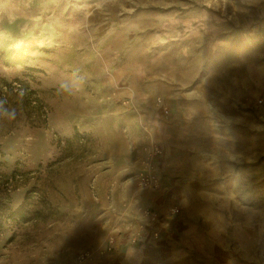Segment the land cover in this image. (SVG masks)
Returning a JSON list of instances; mask_svg holds the SVG:
<instances>
[{
  "label": "rangeland",
  "instance_id": "374dc122",
  "mask_svg": "<svg viewBox=\"0 0 264 264\" xmlns=\"http://www.w3.org/2000/svg\"><path fill=\"white\" fill-rule=\"evenodd\" d=\"M0 41V264H264V0H0Z\"/></svg>",
  "mask_w": 264,
  "mask_h": 264
},
{
  "label": "crops",
  "instance_id": "0c3cea01",
  "mask_svg": "<svg viewBox=\"0 0 264 264\" xmlns=\"http://www.w3.org/2000/svg\"><path fill=\"white\" fill-rule=\"evenodd\" d=\"M125 185L130 186L132 185V182H126ZM178 195H180V193H178ZM157 208L162 212L168 211L162 205H159ZM181 219L182 216L175 217L171 222V226H174V224L180 222ZM148 237L150 236L148 234H145L146 241L148 240ZM120 242L121 244L118 246V250L113 253L115 264H159L161 260L163 261L164 252L161 247L148 248V245L135 247L128 245L129 243L123 239H121Z\"/></svg>",
  "mask_w": 264,
  "mask_h": 264
},
{
  "label": "built area",
  "instance_id": "2783aa9c",
  "mask_svg": "<svg viewBox=\"0 0 264 264\" xmlns=\"http://www.w3.org/2000/svg\"><path fill=\"white\" fill-rule=\"evenodd\" d=\"M159 153L157 147L152 146L150 148V156ZM152 160H146V168L139 174L138 182L142 188H155L158 185V179L156 175L150 169V163ZM115 242L110 238L108 242L107 250L114 249ZM105 250H85L78 254L76 258L77 264H100L99 255H104Z\"/></svg>",
  "mask_w": 264,
  "mask_h": 264
},
{
  "label": "trees",
  "instance_id": "16d2710c",
  "mask_svg": "<svg viewBox=\"0 0 264 264\" xmlns=\"http://www.w3.org/2000/svg\"><path fill=\"white\" fill-rule=\"evenodd\" d=\"M0 56H3L5 64H18L22 60V54L13 49H7L3 41H0Z\"/></svg>",
  "mask_w": 264,
  "mask_h": 264
}]
</instances>
